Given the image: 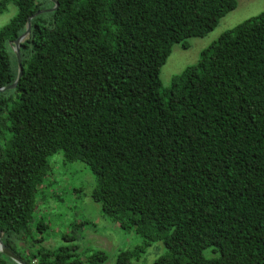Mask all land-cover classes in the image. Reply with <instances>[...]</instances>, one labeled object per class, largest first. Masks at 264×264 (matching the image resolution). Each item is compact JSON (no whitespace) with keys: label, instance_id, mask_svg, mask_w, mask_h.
<instances>
[{"label":"trees","instance_id":"16d2710c","mask_svg":"<svg viewBox=\"0 0 264 264\" xmlns=\"http://www.w3.org/2000/svg\"><path fill=\"white\" fill-rule=\"evenodd\" d=\"M0 231L27 264H104L82 258L73 223L57 248L35 219L51 156L95 174L92 197L143 242L116 264H264V11L224 31L198 61L161 80L174 44L190 47L237 0H0ZM48 182V183H47ZM38 234H40L38 236ZM209 250L210 256L206 255ZM0 264H17L0 251Z\"/></svg>","mask_w":264,"mask_h":264},{"label":"rangeland","instance_id":"374dc122","mask_svg":"<svg viewBox=\"0 0 264 264\" xmlns=\"http://www.w3.org/2000/svg\"><path fill=\"white\" fill-rule=\"evenodd\" d=\"M236 9L224 16L218 26L204 37L189 39L190 47L184 49L181 44H174L166 64L161 70L164 86L171 84L172 78L180 74L187 66L195 64L201 51L216 41L226 30L232 29L246 19L264 11V0H237ZM17 13V7L9 3L7 9L0 14V29ZM52 172L48 182L43 185L44 199L38 197L39 207L35 219H42L48 224L43 231V246L57 248L64 243L63 235L72 233V224L88 222L78 230L82 258L91 250L102 249L108 259L104 264H116V255L121 249H131L143 242L134 231L124 230L119 224L111 221L102 210L99 202L92 197L97 184L95 174L82 161L64 163L63 152L51 156ZM47 182V183H48ZM40 234H38L39 236ZM167 252L163 241H156L149 246L136 264H155V259ZM209 257V250H206Z\"/></svg>","mask_w":264,"mask_h":264},{"label":"water","instance_id":"95a60500","mask_svg":"<svg viewBox=\"0 0 264 264\" xmlns=\"http://www.w3.org/2000/svg\"><path fill=\"white\" fill-rule=\"evenodd\" d=\"M50 10H52V9H46V10L39 11V12L33 14L32 16H30L28 18L26 31L17 40H15L14 47H13V50H14V52L16 54L17 62H18V76H17V79L11 85L0 87V92L1 91H6V90H9V89H13V88H15L17 86V83L19 82V80H20V78L22 76V73H23L22 57H21V53H20V45L25 40V38L27 36H29L30 33H31V20L34 17H36L38 14H40L42 12H45V11H50ZM0 251L3 252L4 254H6L11 259H13L17 264H27L26 262H24L19 256H17L11 249H9L3 243V232L2 231H0Z\"/></svg>","mask_w":264,"mask_h":264}]
</instances>
